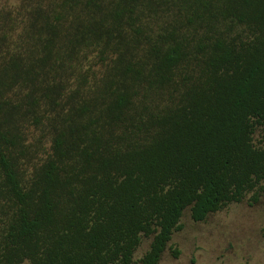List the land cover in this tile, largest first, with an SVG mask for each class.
Instances as JSON below:
<instances>
[{
    "label": "trees",
    "instance_id": "16d2710c",
    "mask_svg": "<svg viewBox=\"0 0 264 264\" xmlns=\"http://www.w3.org/2000/svg\"><path fill=\"white\" fill-rule=\"evenodd\" d=\"M21 8L0 15V264H133L142 237L158 264L186 209L264 193V0Z\"/></svg>",
    "mask_w": 264,
    "mask_h": 264
},
{
    "label": "rangeland",
    "instance_id": "374dc122",
    "mask_svg": "<svg viewBox=\"0 0 264 264\" xmlns=\"http://www.w3.org/2000/svg\"><path fill=\"white\" fill-rule=\"evenodd\" d=\"M26 1L0 0V15L10 11L8 17L17 21L28 17L21 8ZM254 141L264 145L262 128L257 129ZM180 224L181 230L173 233L158 264H264V193L256 202L250 193L242 202L231 203L202 222H194L186 209ZM150 242L151 238L142 237L133 264H140Z\"/></svg>",
    "mask_w": 264,
    "mask_h": 264
}]
</instances>
